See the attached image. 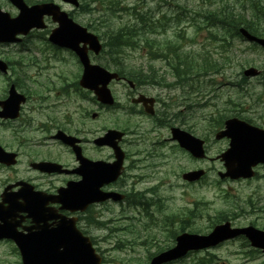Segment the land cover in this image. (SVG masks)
I'll use <instances>...</instances> for the list:
<instances>
[{"label": "rangeland", "instance_id": "1", "mask_svg": "<svg viewBox=\"0 0 264 264\" xmlns=\"http://www.w3.org/2000/svg\"><path fill=\"white\" fill-rule=\"evenodd\" d=\"M35 1L40 0H29L28 2ZM54 1L66 11L72 10L74 19L81 25H93L96 30L90 29V31L100 36L105 29V24L101 21L107 19V23L112 27L130 22V20H134L132 16L133 7L142 13L149 10L154 16L163 13L172 16L176 12H182V22L170 21L167 23V29L161 31L165 32L163 45L179 43L181 52L191 51L196 57L202 53L212 55L219 62L221 68L219 73L211 76L216 79L215 82L218 85H202L199 86L200 90L194 88H184L183 90L175 88L168 92L162 88L158 91L149 90L150 93H157L160 98H164L161 109L166 113L160 116L162 120L167 119L172 126H179L199 138H205V147L209 159H193L174 141H167L170 139L168 126H158L156 132L146 135L145 141L138 143L137 147L130 144L132 138L129 135L125 136L124 142L121 143L124 150L132 152L137 148L142 151V154L138 156L140 161L136 168L128 169L131 162L134 166L133 156L131 161L127 160L124 180H120L111 188H120L121 192L135 193V196L142 197L145 210L140 206L127 205V202H112L110 200L105 201L104 204H96L91 208L92 210L87 215L98 222V227L97 222L94 227H89L92 235L101 239L107 237L109 232L115 233L110 242L99 245L103 249H111L107 253L108 256L119 258L121 254L131 255L132 253L133 262L137 259L143 260V257H148L157 250L158 246L164 247L172 243L173 230H177L179 225L182 224L186 231L206 232L210 231L214 224L222 221L223 215H227L223 218L228 220L232 218V221L230 220L232 225L253 224L259 229H264V166L256 167L257 172L252 179L225 180L221 181L223 183H218L217 173L220 170L223 171L224 168L216 157L226 149L227 141L215 140L213 132L211 133L212 130L208 129L212 122L210 115L217 110H220V113L224 110L229 111L224 112V114H234V116H240L246 120L247 117H250V123H256L257 126L264 123V77H262L264 74V50L262 48L254 50L249 42L238 38H228L226 40L228 45H224L222 41H216L221 37L220 28L211 26L206 28L205 19L202 15L204 10L218 5L232 7L243 15L249 14V11L242 10L244 0H114L116 3L120 1L118 4L120 7L124 6L130 9L127 14L124 11L109 14L110 10L107 9L106 3L108 0H97L96 5L91 6L88 11L73 10L70 5L59 0ZM82 1L85 2V0ZM118 5L113 8L117 9ZM0 7L12 16L17 13V9L7 0H0ZM258 10L252 11L257 21L254 23L260 30H264V23L258 22L264 14V0H259ZM105 13H107L106 16ZM46 24L45 29L28 34L20 43L0 44L1 58L17 60L21 57L24 63L29 62V59L37 62L27 66L25 71L21 72L30 78L32 77V81H36L38 85H33L30 80L25 79L32 89L36 88L41 95L46 96L45 105L54 107V110L58 109L55 111L56 114L62 113L68 116L67 121H70L71 126L75 127L83 126V121L76 119L77 117L83 116L86 111L89 113L97 111L99 115L97 121L91 120L90 116L85 118L86 126L92 131L91 135L83 133V136L87 137L100 135L107 128L138 129L142 132L145 127L150 126V124L145 123L144 117L129 116L125 110L119 107L120 105H127V93L120 83L109 84V89L117 102L114 108L99 106L88 96L81 97L80 89L67 84L76 81L80 66L71 52L64 49H57L59 51L53 49L54 47L47 41V36L56 24L50 19L46 20ZM180 29L185 35L182 39L181 36L178 38L176 36ZM210 31L215 38L210 36ZM188 38L192 39L190 43H188ZM122 51L124 52L123 57L126 59L125 62L130 68L136 69L140 65L146 67L147 55L143 50L123 49ZM184 55L188 59L191 58V54L188 52ZM105 58L107 56L103 52L101 56L92 60L101 64ZM117 60L119 62V59ZM161 64V61L152 63L157 75L162 74ZM40 66L42 67L41 70H39ZM250 67L258 70L260 75L246 78V81L237 85L241 80L243 69ZM39 74H42L46 80L38 81ZM170 81H172V77H168L167 82ZM164 86L162 84L163 88ZM193 86L198 87L197 81L194 82ZM36 97L38 98V96ZM185 98L191 102L193 100L199 101L204 106L193 107L188 110L184 105L191 104V102L182 101L183 112L177 119L186 120V125H180L174 119L180 109L179 107L176 108L175 104L177 100L180 102V99ZM207 99L208 102L206 103ZM170 101L173 102V107L169 106L164 109L163 103L169 105ZM41 103L43 102L41 101ZM66 127L68 128L69 125L67 124ZM51 147L52 153H54L53 144ZM109 152L108 149L102 148L101 151L92 153L97 154L98 157H106L111 155ZM154 163H157L159 167H156ZM151 165L153 166L150 167ZM197 168H203L206 171L205 181L208 183L184 182L181 177L182 173ZM5 175L6 172L0 169V178ZM132 186L133 188H131ZM131 190L135 192H130ZM187 207L193 209L191 212L192 222L189 224H185L182 220L183 212ZM158 208L160 210H157ZM146 212L151 215L152 219L147 217ZM139 213L141 214L139 215ZM176 218L179 223L178 226L176 223L172 225V221H175ZM164 220L170 221V228L166 231L160 228L162 224H168ZM158 222L157 228L155 223ZM100 224L106 227L101 228ZM127 225L129 226L127 227ZM125 227L126 229H124ZM119 239H125L124 241L127 242L123 250L116 247ZM12 249L9 243L0 242V264H19V259ZM253 249L248 241L242 237L222 243L209 252L213 253L217 259V261H213V264H264V255L259 250L252 251ZM206 254V250L195 251L189 258L185 259L186 262L174 264H186L192 257L198 259Z\"/></svg>", "mask_w": 264, "mask_h": 264}, {"label": "flooded vegetation", "instance_id": "2", "mask_svg": "<svg viewBox=\"0 0 264 264\" xmlns=\"http://www.w3.org/2000/svg\"><path fill=\"white\" fill-rule=\"evenodd\" d=\"M89 54L91 58H93L94 55L92 53ZM1 59L5 61L7 70L6 72L0 71V106L2 105L1 102L7 98L11 88L14 89L16 93L20 95L22 94L24 99L22 102H20V99L17 102L15 107L16 115L14 117H0V146L10 152L15 161L13 165L0 163V169L6 172V175L0 178V205L6 207L8 202L2 200V198L12 197V202L15 207H22L25 204H29L33 207H40L45 212L52 214V216L45 221L36 222L27 215L26 211L17 210L14 212V215L9 217V219L12 222L18 223L16 226L17 230L34 231L36 228L54 229L60 224L59 221L62 217H75L76 227L82 233L89 236V239L98 254V264H147V257H143V260L137 259L135 262H131L132 253L131 255L121 254L119 258L111 257L107 254L111 250L110 248L103 249L99 246L100 243L110 242L115 233L109 232V236L101 239H97L92 235L89 227H94L97 220L95 222L94 219L87 214L92 210L91 208L94 204L88 206L83 212H72L63 208L59 197H57L58 189L65 186L68 181H79L81 179V174L77 171L78 162L75 160L71 148L55 138V133L58 131H64L66 134L76 137L79 140L76 144L80 146L82 155L89 160H98L100 158L111 160L113 159V155H110L109 157H97V154H93L95 151H101L102 148H98L93 144V139L98 135L94 137L83 136V133L91 135L92 132L86 125L79 127L71 126V122L67 121L68 116L63 115L62 113H55L50 116L47 113V111L52 113L53 107L48 104L45 105L44 102L46 101V96L37 94L39 93V90L29 87V85L26 84L27 82L25 79L30 80L33 85H38L36 84V81H32V77L30 78L27 74L21 72L25 71L27 66L37 63L36 61L29 59V62L24 63L21 57L17 60H10L5 57H2ZM41 69L42 67L40 66L39 70ZM37 79H39L38 81L42 79L44 81L46 80L42 74H39ZM126 80L131 81L128 79ZM131 82L132 85L129 84L130 87H128L130 94L126 95L127 107L125 109L132 112L135 117H144L146 119L145 123L150 124V126L145 127L142 132L138 129H128L125 132L126 135H129L132 138L130 144H134L135 147H137L139 145L138 143L145 141L146 135L156 132L157 127L160 126L156 121L161 118L160 116L163 115V111L161 109V99H159L157 95L154 96L149 92V90L155 91L157 89L155 84L145 82V79L137 83L133 81ZM39 86L41 85L39 84ZM139 95H144L149 98L143 101V103H133L134 99ZM36 96H38L39 99ZM33 98H35V100H33ZM41 101L43 103H41ZM145 108L149 109L152 114L145 113ZM54 111L56 110H53V112ZM90 113L86 111L85 118L90 116ZM76 119L82 121L83 117L81 115ZM96 119H98V117L92 118L91 120ZM67 124L69 125L68 128L66 127ZM139 125L141 126L140 122ZM168 140L169 139H167V141ZM204 141L206 140L204 139ZM52 144L54 146V153H52ZM140 154H142V151L137 148L132 150V152L125 150L126 161H131V157L133 156V161L138 164L140 161L138 156ZM44 161L58 163L61 165V168L53 172H43L32 166V163ZM154 164H156V167H159L157 163ZM132 165L133 162L128 166V169L132 168ZM152 166L153 165L150 167ZM123 173L124 174L120 180H124L126 176V171ZM120 180L112 185H116ZM29 185L33 187L36 193L29 190ZM131 188H133V186ZM108 189L114 188L110 187ZM116 189L118 192L121 190L120 188ZM130 192L135 191L131 190ZM119 193L124 196V202H127V205L130 203V198L135 194L121 191ZM192 210V207H187L185 212H183L182 220L185 224L192 222ZM140 214L141 213H139V215ZM145 214L152 219L150 214ZM230 220L232 221V218H230ZM175 221H177V218ZM164 222L168 224L164 223L160 228L166 231L170 228V221L165 220ZM174 223H176L177 226L179 225L178 222L172 221V225ZM128 226L129 225H127V227ZM155 226L158 228L159 222L155 223ZM124 229H126V227ZM176 235L177 234L172 235L173 241L175 240ZM47 242V239L44 240V244ZM171 245L173 244L170 243L164 247L158 246L157 250L158 252H162L168 249ZM12 251L17 257L21 258L17 248L13 247Z\"/></svg>", "mask_w": 264, "mask_h": 264}, {"label": "water", "instance_id": "3", "mask_svg": "<svg viewBox=\"0 0 264 264\" xmlns=\"http://www.w3.org/2000/svg\"><path fill=\"white\" fill-rule=\"evenodd\" d=\"M9 1L15 5L20 12L17 17L11 18L7 12H3L0 9V42L17 41V34H26L32 27H43V16H51L53 21L58 22V26L52 30L49 40L58 46L71 48L78 54L81 62L83 63V74L80 79V85L92 89L101 102L110 104L112 102V98L109 90L106 88V85L110 78L116 77V74H110L102 67L90 64L86 55V48L84 46L85 44H89L91 49L98 52L101 45L99 44L97 36L87 32L85 28H82L72 19L68 18L66 12L61 11L59 6L53 2L40 3L28 7L23 0ZM65 1L71 2L75 5L77 4V0ZM240 31L247 39L258 42L264 47V38L252 36L243 28H241ZM80 42L83 43V46L79 45ZM5 68L6 65L0 61V69L4 71ZM244 73L255 74L256 70L250 68ZM14 93L15 92L11 88L10 96L6 101L1 103L3 111L0 112V115L6 117L11 116L10 112L13 110V101L16 97ZM245 127L247 130L244 129ZM181 134L183 137H179L178 140H180L182 146L189 149L194 156H204V152L201 147V140L199 141L186 132H182ZM120 135L121 133H118L117 131L108 130L105 136L99 139V144H111V146H114L116 144V141H114L115 138H119ZM224 135L231 138L229 144L230 148L221 155V157L227 155L230 157L227 163L228 170L226 174L233 178L240 176L249 177L253 175L251 167L258 161L264 162V131L249 126L236 118H232L225 122V130H222L219 134H217V138ZM60 136L63 137L64 141L71 143V138L69 136L65 137L63 134ZM117 164H121L120 159L115 162V166H113L115 171L110 168L108 174L116 172V175L118 173V171H116V167L118 166ZM96 165V163L94 164L86 161L81 162L80 171L82 170L83 172L82 176H84V180L77 186V188L73 189L74 196L64 197L66 208L74 206L73 210L78 208L83 209L86 205L85 202L92 200V195L88 193L94 192L92 190L94 183L99 182V184H101L104 181L99 178L107 177L106 173L102 171L98 173V177L96 174L93 178L91 177L90 174L93 173L94 166ZM37 167L43 169L46 165L39 164ZM199 174L200 172H189L184 176H198ZM93 179L96 181L94 182ZM70 195L72 194L70 193ZM31 213L37 214L38 211L33 210ZM9 216V211L0 208V220L6 221L7 223L6 219ZM71 222L73 223V220H71ZM7 226L8 229L6 234L13 237L18 246L21 248L25 264H54L58 262L62 264H78L82 262V260H78L79 256H76V254H78L77 252L86 253L87 256L89 251L91 252L88 240L86 241L85 238H82L80 232H78L74 226L67 228L65 233L62 235L66 241L62 244L63 250L61 252L57 251V245L55 243H43L44 238H50L53 236L52 234L46 235L45 230L24 235L17 232L15 227L10 223H8ZM239 234H244L250 241L251 246L261 248L264 253V231L256 229L253 226L230 229L229 223H225L216 226L213 231L205 237L191 234H184L180 236L178 238V245L173 250L167 252L165 256L172 258L179 256L181 254L180 249H182V247H187L192 243H198L201 244L199 246H205L214 244L220 240L232 238ZM74 239H78L76 240V243L72 242ZM80 239L82 240L79 241ZM86 248H88L89 251H87ZM161 260L163 259L156 258L151 264H158Z\"/></svg>", "mask_w": 264, "mask_h": 264}, {"label": "trees", "instance_id": "4", "mask_svg": "<svg viewBox=\"0 0 264 264\" xmlns=\"http://www.w3.org/2000/svg\"><path fill=\"white\" fill-rule=\"evenodd\" d=\"M96 2L97 0H85L84 11H88L90 5H95ZM106 3L110 12L113 13V11L116 10L113 7H115L117 3L114 0H108ZM258 9L259 0H244L242 10L249 11V14H244L246 16L232 7H222V5L204 10L202 15L206 22L211 25L215 24L222 29V42H224L227 39V36L230 38L234 36L239 37V26H244L253 34L264 35V30H260L257 24L254 23L257 21L256 18H254V13L252 11H259ZM132 10L134 22L130 20V22L124 23L118 28L112 31L108 30L104 33L110 47L108 52L112 55L116 54L119 49L126 47L127 45L133 46L132 38L135 41L136 32H138V30H152L156 24L153 15L149 11L141 13L136 11L135 7H133ZM258 22L264 23V14H262V17L259 18ZM133 34L135 35L132 36ZM210 36L212 37V34ZM175 44L176 46L173 43H170L167 46L162 44V52L160 50L159 54L175 72V75L183 82L186 83L189 79L196 77L198 74H216L219 71V62L213 56L202 53L200 56L196 57L193 53L189 52L191 58L188 59L187 56L184 55L185 53L180 51L178 43ZM186 85L191 87L192 83L188 82Z\"/></svg>", "mask_w": 264, "mask_h": 264}, {"label": "bare ground", "instance_id": "5", "mask_svg": "<svg viewBox=\"0 0 264 264\" xmlns=\"http://www.w3.org/2000/svg\"><path fill=\"white\" fill-rule=\"evenodd\" d=\"M217 41V40H216ZM165 70L162 71V73H164ZM166 73V72H165Z\"/></svg>", "mask_w": 264, "mask_h": 264}]
</instances>
